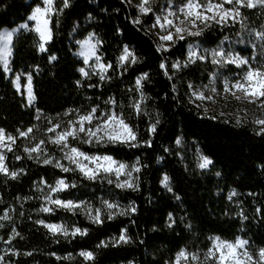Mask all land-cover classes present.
Wrapping results in <instances>:
<instances>
[{
	"label": "trees",
	"instance_id": "trees-1",
	"mask_svg": "<svg viewBox=\"0 0 264 264\" xmlns=\"http://www.w3.org/2000/svg\"><path fill=\"white\" fill-rule=\"evenodd\" d=\"M135 2L69 0L68 8L51 16L52 39L43 52L31 25L13 35L9 67L12 73H29L34 99L29 107L0 64V128L6 133L31 127L35 110L54 119L66 112L85 114L98 107L97 113L114 110L134 126L132 104L140 100L141 92L148 123L157 119L159 123L146 139L151 141L150 147L145 141L137 147L77 144L89 153L134 162L140 169L135 172L137 189L117 187L106 178L89 180L79 171L64 172L52 163L29 158L22 137L16 138L5 164L17 176L12 179L0 173V217L8 216L0 219V264H165L181 240L175 229L166 227L170 214L191 218L199 233L224 240L239 236L251 247L264 248V133L257 134L247 121L233 122L204 113L188 100L190 85L207 83L219 72L232 73V67H220L209 60L183 63L190 40L206 49L227 40L248 55L251 49L245 42L257 32L264 33V9L241 8L242 17L235 22L208 24L199 36L161 49L152 28V14H138ZM37 4L39 0H0V29L23 22ZM54 7H62L61 0H54ZM137 18L139 23L134 22ZM88 33L97 38L102 62L111 65L104 80L79 73L83 61L75 55L77 41ZM125 47L134 54L135 63L131 59L120 62ZM51 56L56 59L50 60ZM177 62L180 67L173 68ZM162 63L165 68L160 67ZM145 73L147 79L137 90L136 80ZM110 99L116 103H106ZM49 148L56 154V149ZM196 149L212 160L208 169L197 167ZM163 175L169 178L167 188L161 184ZM58 179L75 187L55 196L100 209L103 222L94 223L80 212L62 208L41 211L49 186ZM103 201L118 205L117 210H110L115 213L112 219ZM132 206L135 212L130 210ZM38 221L61 222L88 232L76 237L53 235ZM125 229L130 241L112 246L113 238ZM102 241L109 246L98 247ZM81 251L93 252L94 260H85ZM69 255L71 259L56 258Z\"/></svg>",
	"mask_w": 264,
	"mask_h": 264
},
{
	"label": "snow or ice",
	"instance_id": "snow-or-ice-1",
	"mask_svg": "<svg viewBox=\"0 0 264 264\" xmlns=\"http://www.w3.org/2000/svg\"><path fill=\"white\" fill-rule=\"evenodd\" d=\"M62 7L59 9L54 7V0H43V7L36 6L32 11L31 15L28 17V20L36 21L35 31L39 35V50L41 52L46 51L45 43L52 39V31L50 28L51 16L56 13H62L63 9L68 8L70 6L69 0H61ZM151 0H141V3L138 5V9L142 14H148L152 11L150 6ZM225 4L232 5L230 8H226ZM264 9V0H187V3L180 9L181 12L184 13L185 20L192 25L193 28H198L197 21L205 26H208L209 21H214L217 24H226L231 19L233 22L236 21L238 17H242L241 8L255 9V8ZM209 13L211 15H209ZM175 15V13L169 12L167 16H164V24H160V17H157L156 23L160 24L161 28H164L165 25H173V21L168 18V16ZM135 23H139V19L137 18ZM183 24V21H181ZM241 24L243 26V18L241 19ZM21 28H27V25H21ZM186 29L180 26L175 27V33L178 35L180 39H183V35L181 33L185 32ZM202 30L197 31H189V35L199 36ZM94 34L89 35V39L81 42L82 47H87V51H82L80 54L85 57V64L88 63V58L90 56L95 55V46L90 43V40ZM13 36V32H0V42L2 46H0V62H2L7 70L8 65V56L11 55L10 50L8 49V44L11 42ZM255 36L258 39L264 40V33L257 32ZM161 40L171 41L173 40V34L169 33L167 35H163L160 37ZM212 63L225 66L229 64H235L237 67L247 66L244 75L236 80L234 84L229 86V82L225 81L224 91L230 92L237 100L244 99L250 103H258L260 108L264 110V63H260L257 66H252L247 58H244L238 54H232L230 52H225L223 49L220 50H212ZM129 57H131V62L135 63L136 58L132 52L128 50L127 47L124 49V53L120 56L119 60L121 63L128 61ZM55 56H51L50 60H55ZM196 59L204 60L206 59L205 55H198L195 50H193L190 46L189 50V60L188 62L194 63ZM99 60V57H97ZM99 67L104 70L106 68H110L111 65L100 64ZM161 68H165V64L160 65ZM173 68H179V62L172 65ZM82 75L88 76L89 73L85 71L84 68L79 69ZM215 75V74H214ZM101 80L105 79L104 75L100 76ZM147 79V73L143 74L141 77L137 78L136 86L137 90L142 88V81ZM19 77H17V81ZM79 83V81L77 82ZM191 87V85L189 86ZM28 97L29 102L34 99L31 85V76L28 77ZM235 89V91H233ZM215 92V88L212 89ZM240 93L241 95H237ZM193 96L199 100H211V96H205L203 92H193ZM145 97L141 92L140 100L132 104V108L139 115L143 112L142 103ZM106 103L115 104L114 99H110ZM98 107L92 108L89 112L78 115V118L75 120H69L66 127L63 128L62 131L56 132L57 128H60L61 125L59 123L55 124L53 127L49 128L48 131L54 132V137H49V142L56 144L60 150L64 153L63 159L69 161V165H75L74 168L70 166H65L61 164L59 161L55 163V167L60 168L64 172L69 171H79L86 179L96 180L100 178L101 174H104L105 178L115 175L117 178V187H127L132 189H137L138 184L135 180H124L123 182L119 181V177L124 174L128 177L132 176V171L139 172L140 169L135 165L132 166L131 170H127L128 166L124 163H120L110 155H97V154H88L84 151H81L79 147L73 146L69 142V138L72 140L79 141L80 143L86 144H125L129 147H137L139 146L137 141V134L134 128L130 125V123L126 122L123 115L115 112L114 110H110L107 112H101V114L97 115ZM159 123L157 119L155 123L150 125V132L155 133L156 125ZM255 123L264 126V119H257ZM32 132V129L29 128L27 132H20V136H27L28 133ZM264 133V127H261L257 134ZM83 134V136H81ZM7 140L12 141L14 143L15 138L12 136H8ZM5 141V133L3 129H0V145H4ZM44 141L41 140L37 145L32 148H25L24 151L29 153V158H32L31 153H39L40 145L43 144ZM147 146H151V141L144 142ZM179 144L180 141L177 140ZM8 148L9 151L12 150L11 145H4ZM67 149V151H65ZM38 158V157H37ZM19 159V157H17ZM5 157L3 154H0V173H3L6 176H9L12 179H15L17 173L9 172L6 167ZM52 158H45L43 160L44 164L52 163ZM139 163V161H137ZM212 164V160L206 156L200 157V163L198 165L201 169H206L209 165ZM167 176L164 177L165 187H168ZM108 183H113L112 179H108ZM52 192L63 191L69 187H75V184L69 185L64 179H58L56 181L55 186H49ZM171 191V188H168ZM235 195V192L232 193ZM231 199V197H229ZM50 203L64 208L68 211H74L75 209L80 208L81 204H76L72 200H61L59 198L52 199L51 197H46ZM103 205L109 210L108 218L112 219L115 213H113L112 209L118 208V205L110 203L108 201H103ZM132 212H135V207L132 206L130 209ZM41 211L50 212L52 209L50 208H42ZM89 218L94 223H102L101 219V210L96 209L95 215H91V208L87 209ZM259 211V209H257ZM119 214L123 215L124 212H120ZM0 219H8L7 213ZM169 219L171 220V214L169 215ZM40 224H44L46 228L53 234H62L64 237L72 236L76 237L77 235H87V229H81L78 227H74L69 230L64 225L57 224H45L44 221H38ZM171 226V224L169 225ZM2 227V225H0ZM15 231V230H14ZM126 229L122 230L119 237H114L112 240V246H117L120 243H128L130 241V237L126 235ZM19 235V233H16ZM14 238V237H13ZM10 242V241H9ZM247 240H242L237 238L235 242L223 241L219 237H216L213 241V245L208 249L207 259L213 260L214 264H264V248L258 250L256 255L254 256L250 253L246 247L248 245ZM109 243L102 241L98 247H108ZM26 255H31V253H26ZM52 255H55L53 253ZM80 256L84 257L85 260H94L95 256L93 252L90 251H81L79 253ZM59 259H71V256L68 257H56ZM191 259L192 261H198L199 256L194 253H188L184 249L177 253L175 264H181V261H188ZM0 260H3V257H0Z\"/></svg>",
	"mask_w": 264,
	"mask_h": 264
},
{
	"label": "rangeland",
	"instance_id": "rangeland-1",
	"mask_svg": "<svg viewBox=\"0 0 264 264\" xmlns=\"http://www.w3.org/2000/svg\"><path fill=\"white\" fill-rule=\"evenodd\" d=\"M27 1H29V0H27ZM140 3H141V0H136V2L134 3L135 9L138 12V14H142V13H140V11L138 9V5ZM186 3H187V0H151L150 6L152 8V11L149 13H151L153 16L152 28H153L154 33L157 36L159 48L166 49L170 45H172L174 42H176L177 40H181L178 37V35L175 33V27L176 26H180V27H183L186 29L185 32L180 34V35H183L184 38L194 37V35H189L188 32L189 31L194 32V31L200 30L203 26H205L204 24H201L199 21H197L198 28H193L192 25L188 22V20H185L184 13L181 12L180 9L182 7H184V5ZM38 5L43 7L44 6L43 0H39V4H37L31 8L30 13L27 15L26 19L23 22L16 24L12 28H2V29H0V32L6 33L9 31H12L13 35H14L18 31L26 29V28L20 27L21 25H24V24H26L27 27H28V25H31V27L35 31L36 21L28 20V17L31 15L34 8ZM225 7L230 8V7H232V5L225 4ZM169 12L175 13V15L168 16V18L173 21V25H165L164 28H161L160 24L165 23L163 17L167 16ZM209 15H211V14L209 13ZM157 17L161 18L160 24L156 23ZM181 21H183V24H181ZM229 21H232V20L230 19ZM212 23H216V22H214V21L208 22V24H212ZM169 33L173 34V40L164 41V40L160 39L161 36L167 35ZM90 34H93V33H88L86 36H84V38L77 41V48L75 50V55L83 61V66L81 68H84L85 71L88 72L89 74H95V75H98L100 77L101 75H104L106 69L102 70L99 67L100 64H104V63L102 62L100 56L97 55L98 41H97L95 34L92 36V38L90 40V43L95 46V49H94L95 55L90 56L88 58V63L85 64V62H84L85 57L80 54L82 51H87V47L86 46L82 47L81 42L88 40ZM37 35H38V33H37ZM38 37H39V35H38ZM254 37L255 38H249V41L245 42L246 46L251 49L248 55L241 54V52L239 50H237V48H235L234 45L232 43L228 42L227 40H224L219 45H217L213 48H209V49L201 48L196 41L190 40V42H188L186 45V51H185V57H184L183 63L188 62V60H189V50H190V46H191V48L193 50H195L198 55H205L206 59H204V60H209L211 63H212V56H211L212 50L223 49L225 52H230L234 55L238 54L244 58H247L252 66H257L260 63H264V45L262 44L263 40L258 39L256 36H254ZM2 43L3 42H0V46H2ZM8 49L11 52V42L8 44ZM123 53H124V51H123ZM97 57H99V60H97ZM9 58H10V56H8L7 70L5 69V66L2 62H0L1 68H2L5 76L10 79L12 86L23 95L26 104L29 107H32L33 106V100L31 102H29L28 88H27L28 77L30 75L28 72H22V71L12 73L10 70V67H9ZM130 59H131V57H129V60ZM196 60H200V59H196ZM201 61H203V60H201ZM219 66L224 67L221 65H219ZM225 66L232 67L234 69V71L232 73H229V74H223L222 72H219L217 75L210 76V79L208 80L207 83L196 85V86H191L189 88V96H188L189 102L194 107H196L197 109H201L204 113L214 114V115H217L219 117H222L223 119L231 120L233 122H246L247 121L255 131L259 132L260 128L264 127L262 125L255 123V121L257 119H264V110H262L260 108L259 104L258 103H250L244 99L237 100L230 92L224 91L225 81H228L229 86L231 87V85L234 84L238 78H240L244 75V72L246 71L247 66L237 67L235 64H229V65H225ZM81 68H79V69H81ZM79 73L82 77H84V75H82L80 71H79ZM17 77H19L18 81H17ZM213 88H215V90H216L215 92L212 91ZM233 91H235V89H233ZM193 92H203L205 96H211L212 99L211 100L196 99V97L193 96ZM237 95H241V94L237 93ZM142 108H143V112L139 115L134 110L135 111L134 112L135 113V124L132 127L134 128V130L136 131V134H137L136 143H142V142L146 141L148 135L150 134L151 123H148V120L146 118V117H148V112H147L146 107L143 105V103H142ZM100 114L101 113H97L98 116ZM78 115H82V114H79L76 112H66L61 116H58L54 119H50V118H46L44 116H41V113L39 111L35 110L34 111L35 122L33 123V125L31 127H29L32 129V132L28 133L27 136H20V132H27L29 128H26L25 130L17 131L16 134L6 133L4 131V133H5L4 145H11L12 150L9 151L6 146L0 145V154H3L5 157V160H6V157H8V154L13 151V146L16 144V138H19V137H22V139H23V143H24L23 150L26 147L32 148L35 145H37L41 140H43L44 143L40 145V149H41L40 152L39 153H31L32 158H35V159L40 160V161H43L45 158H52V160H53L52 164L53 165H55V163L57 161H59L61 164L65 165V166L75 167V165H69V161H67L66 159H63L64 153L60 150V148L56 144L49 142V137H54L55 133L48 131V129L53 127L55 124L59 123L61 125V127L57 128L56 132L62 131L63 128L67 126L68 121L77 119ZM8 136H12L15 138L14 143L12 141L7 140ZM81 136H83V134H81ZM69 142L71 145L76 146V147H79V145H77L78 143L80 145H82V144L83 145H97V144L80 143L79 141L72 140L71 138H69ZM49 147L56 149V154H52V152H50ZM79 148L81 149V147H79ZM65 151H67V149H65ZM81 151H84V150L81 149ZM84 152H86V151H84ZM86 153H88L90 155L96 154V153H89V152H86ZM26 154L29 156V153H26ZM97 155H104V154H97ZM201 156H205V155H203L198 149H196L193 152L194 161H195L197 167L200 163V157ZM114 160H116V159H114ZM116 161H118V160H116ZM118 162L124 163L125 165H127L128 166L127 170H131L132 166L135 165L134 162H132V163H125L122 161H118ZM4 163H5V161H4ZM209 167H210V165H209ZM208 168H206V169H208ZM164 177L165 176L163 175L162 179H161V184H162V186L165 187ZM100 178L105 179L104 174H101ZM106 179H112L113 183L115 185L117 184V178L115 175L107 177ZM124 180H135V171H132L131 177H128L127 175L122 174L119 177V181L123 182ZM55 184H56V182L52 186L54 187ZM123 188H127V187H123ZM55 193L56 192L51 191L50 187L48 188V193L43 198L42 208H45V207L50 208V209H52L53 207L60 208V207L50 203L49 200L46 199V197H51L52 199H57L58 197L55 196ZM65 201H67V200H65ZM73 202H75V201H73ZM75 203L81 204L82 206L78 209H75L74 211L82 213L86 218L91 220L89 218V214L87 211V209L90 206L88 204L81 203V202H75ZM90 208L92 210L91 215H95V210L92 207H90ZM62 209H64V208H62ZM115 210H117V208H115ZM171 217H172V219L170 220L169 215L167 216L166 227L168 229H175L177 231V233H179L181 240H180V245L178 246L176 252L174 253V255L172 257V259L170 261L165 262V264H175L177 253L180 252L182 249H184L188 253H194V254L198 255L199 260L198 261H192L191 259H189L188 261L182 260L181 264H214L213 260L207 259V252H208V249L212 247L214 239L218 236L199 233L196 230L192 219L189 217L173 216V215H171ZM45 224H57V225L66 226L64 223H61V222H57V223L45 222ZM170 224H171V226H169ZM42 225L44 226V224H42ZM67 228L69 230H71L74 227H70V228L67 227ZM46 229L48 230V228H46ZM237 238L242 239V240H246V239L241 238L239 236L234 238L233 240H224L221 238L220 239L223 241L235 242ZM246 247H247L248 251L250 253H252L254 256L256 255L258 250L261 249V248L251 247L249 244L246 245Z\"/></svg>",
	"mask_w": 264,
	"mask_h": 264
}]
</instances>
